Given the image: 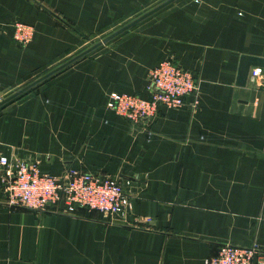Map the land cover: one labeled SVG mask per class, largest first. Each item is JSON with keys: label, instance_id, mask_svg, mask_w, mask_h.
I'll list each match as a JSON object with an SVG mask.
<instances>
[{"label": "crops", "instance_id": "1", "mask_svg": "<svg viewBox=\"0 0 264 264\" xmlns=\"http://www.w3.org/2000/svg\"><path fill=\"white\" fill-rule=\"evenodd\" d=\"M159 1L0 0V98ZM16 20L32 26L24 44ZM241 53L264 56V0H173L0 105V154L117 177L130 201L106 217L38 211L8 205L0 185V264H203L222 242L264 249V68L236 84ZM166 56L198 78L195 105H159L146 126L105 107L111 90L145 96Z\"/></svg>", "mask_w": 264, "mask_h": 264}, {"label": "built area", "instance_id": "2", "mask_svg": "<svg viewBox=\"0 0 264 264\" xmlns=\"http://www.w3.org/2000/svg\"><path fill=\"white\" fill-rule=\"evenodd\" d=\"M32 35V26L22 21L12 23V37L20 44ZM261 67L253 66L251 76L262 77ZM146 95L111 90L105 107L122 115L128 122L148 124L159 105L177 107L183 97L191 96L190 105L198 101V78L172 57L157 61L147 71ZM0 185L8 205L38 211L70 213L76 206L96 209L103 217L123 215L130 204L123 184L117 177L70 165L60 174L41 172L36 161H25L0 154ZM203 264H264V249L254 241L245 245L222 242L213 255L205 256Z\"/></svg>", "mask_w": 264, "mask_h": 264}, {"label": "water", "instance_id": "3", "mask_svg": "<svg viewBox=\"0 0 264 264\" xmlns=\"http://www.w3.org/2000/svg\"><path fill=\"white\" fill-rule=\"evenodd\" d=\"M173 0H161L155 5L151 6L150 8L144 10L140 14L136 15L135 17L131 18L130 20L126 21L125 23L121 24L117 28L113 29L109 33L102 36L100 39L92 42L87 47L83 48L82 50L78 51L71 57L67 58L66 60L62 61L61 63L57 64L56 66L52 67L51 69L47 70L46 72L42 73L41 75L37 76L36 78L32 79L31 81L25 83L21 87L15 89L11 93L5 95L4 97L0 98V105L3 103L15 98L22 92L26 91L30 87L34 86L41 80L45 79L52 73L56 72L57 70L61 69L62 67L66 66L73 60L77 59L78 57L86 54L87 52L91 51L98 45L104 43L105 41L109 40L110 38L114 37L115 35L119 34L120 32L128 29L141 19L145 18L146 16L150 15L151 13L155 12L156 10L160 9L161 7L165 6L166 4L172 2ZM250 66H258L261 68H264V56H256V55H250L241 53L238 57V63L236 68V74H235V82L236 84L242 85L246 81L248 70Z\"/></svg>", "mask_w": 264, "mask_h": 264}, {"label": "rangeland", "instance_id": "4", "mask_svg": "<svg viewBox=\"0 0 264 264\" xmlns=\"http://www.w3.org/2000/svg\"><path fill=\"white\" fill-rule=\"evenodd\" d=\"M132 18H133V17H132ZM130 19H131V18H130ZM130 19H126L123 23H125L126 21H128V20H130ZM123 23H120V24L116 25L115 27H113L112 29H110L109 31H107V32H105V33H103V34H101V35H98V36L94 37L91 41L93 42V40L96 41V40L100 39L102 36H104V34L109 33L110 31H112L113 29L117 28L118 26H120V25L123 24Z\"/></svg>", "mask_w": 264, "mask_h": 264}]
</instances>
